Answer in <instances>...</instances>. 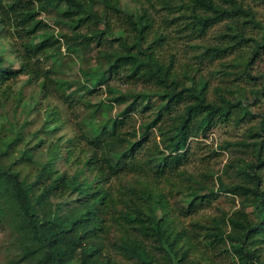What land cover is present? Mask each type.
I'll use <instances>...</instances> for the list:
<instances>
[{
	"label": "trees",
	"instance_id": "1",
	"mask_svg": "<svg viewBox=\"0 0 264 264\" xmlns=\"http://www.w3.org/2000/svg\"><path fill=\"white\" fill-rule=\"evenodd\" d=\"M134 2L135 10L128 11L119 8L116 0H0V30L18 62L16 71H10L1 66L0 55V83L25 75L26 83L39 80L41 97L56 92L68 113L72 114L77 98L88 109L77 122L73 118L75 142L84 144L81 154L87 155L70 179L51 170L57 156L54 143L32 182L17 179L8 165L0 164V213L3 209L11 215L17 234L25 236L32 247L22 251L21 263L108 264V259L104 263L95 260L106 218L121 225L115 250L132 264H264L259 257L264 244V107L252 113L243 102L255 104L264 98V67L252 73L259 52H264V11L255 9L264 0ZM159 8L170 12L173 8L177 14L154 27L151 13ZM51 10L57 12L51 16L52 24H64L71 33H54L38 16H48ZM109 15L114 16L113 24L118 23L115 30ZM95 23H103L112 36L110 41L102 40L101 29L78 30ZM171 33L182 49L171 52L166 48L164 58L159 57ZM59 38H64L67 52L84 48L92 39L97 46L106 44L96 50L94 68L80 71L86 84L83 92H95L106 75L137 82L141 91L122 93L109 86L114 93L105 99L90 103L77 97V87L70 89L69 83L40 66L47 59L58 66L52 49ZM110 42L117 43L116 49ZM187 49L195 52L187 56ZM187 57L193 62H181ZM200 64H217L213 72L223 80V86L215 87L210 95L206 93L208 78L199 75ZM112 103L122 104L121 109L110 113ZM51 114L47 109L42 129L55 128ZM134 114L141 121L135 129H124L127 121L134 123ZM218 125L244 127L240 140L218 145L227 154L219 175L212 180L204 162L216 155L213 149L198 155L199 171L187 173L182 167L196 155L195 150L206 148L202 140ZM30 150L27 146L19 156L28 158ZM84 171L91 174L89 180L77 178ZM43 174L53 178L36 187L38 192L27 207L26 197ZM122 177L135 181L122 191L124 207L115 210L111 183ZM71 190L80 197L69 201L73 205L63 220L56 209L51 214L39 212L48 195ZM170 194L180 198L176 211L167 203ZM220 194L237 198L238 207L228 216L210 219L208 225L193 224L191 230L176 227L177 215H192ZM245 208L251 209L246 212Z\"/></svg>",
	"mask_w": 264,
	"mask_h": 264
},
{
	"label": "rangeland",
	"instance_id": "2",
	"mask_svg": "<svg viewBox=\"0 0 264 264\" xmlns=\"http://www.w3.org/2000/svg\"><path fill=\"white\" fill-rule=\"evenodd\" d=\"M119 8L124 10L133 11L136 8L137 4L134 0H116ZM175 1V0H174ZM147 5L145 4L144 7ZM152 10L153 16V26L161 27L164 24V21L167 22L168 19L174 17L177 13L175 11L170 12L169 10ZM255 9L262 13L264 11V5H256ZM135 10V9H134ZM179 13V12H178ZM181 13V12H180ZM57 15L56 10H51L48 13V16H45L44 13L38 14V16L43 19L45 23H48L51 30L54 33L60 32L71 33L70 29L66 25H53L51 16ZM60 18V16H59ZM114 16L109 15V23L112 26V30H115V26L118 23L113 24ZM101 29L102 40L108 41L111 40L112 36L109 31L104 30L103 23H95V25H88V28H79L80 32H83L82 29ZM170 27H168L169 29ZM77 31V30H76ZM173 34L169 36V40L163 47L160 49V56L164 58L166 48H169V51H175L182 49L181 42L175 40ZM97 41L92 39L85 45L84 48H75V50H69L68 52L65 49L64 38H59L58 43L53 47L55 58L57 59L58 66H55V63L52 60L47 59L41 62L40 66L43 69H50L51 76L65 81L71 85L70 89L77 87V97L84 99L90 103H93L99 99H105V96H108L109 93H114L110 87H113L116 92L122 93H132L138 92L140 90L139 83L124 82L122 80H114L111 76L106 75V81L96 85L93 89L95 92L85 93L81 89L83 84L82 76L80 71H88L94 68L95 65V56L96 50L98 48L103 49L106 44H98ZM117 43L110 42V46L116 49ZM10 43L3 36L2 31L0 30V55L2 58L1 66L7 68L10 71H16L18 68V62L13 55L10 54ZM186 55L192 54L195 51L187 49ZM183 63H192V59H182ZM200 69L199 75L203 79H207L208 85L206 87L207 95L212 94V90L215 87H222L223 80L220 79V76L214 74V70L218 67L217 64H214L212 67L208 66H198ZM264 67V52H259L254 65L252 66V73L261 71ZM53 68V69H52ZM174 71H178L177 66L175 65ZM199 76V77H200ZM198 77V76H197ZM225 79V78H224ZM39 82V80L37 81ZM37 82L35 83H26V76L18 74L13 79H8L4 84L0 83V164L8 165L12 171L15 172L17 179H22L24 182H32L35 180V177L38 173L40 165L46 160L49 147L54 143L57 145V156L54 158L51 166V170L54 173L63 175L64 178L70 179L75 173L76 169L80 167L79 161L83 159L87 154H81V147L85 148L84 144L79 141L75 142L74 131L72 128L73 118L77 122L82 117L86 116L88 109L83 107V104L79 99L77 105L74 107V110L71 113L60 104L58 98L56 97V92L41 97L40 92L38 91ZM188 83L186 82V85ZM239 85H242L239 82ZM110 86V87H109ZM53 88H51V91ZM151 99H153L151 97ZM260 101V102H259ZM244 103L249 104V109L252 113H257L261 111L264 107V98L255 102V104L247 101ZM113 105V103H112ZM121 105L112 106L110 113L120 110ZM47 109L52 110L51 118L54 121L55 128L48 130L50 126H46L45 130L43 124L45 123V113ZM68 119V120H67ZM132 124L130 121H127L124 124V129L131 130L132 127L135 129L137 124L141 121L139 115H133ZM255 123V120L252 121ZM132 124V125H131ZM244 127L241 126H222L218 125L212 128L207 138L202 140L206 148H201L200 150H195L196 155L190 157V161L184 167L187 173H192L200 170V164H197L196 161L199 160V156H204L209 150L217 151L216 155H210L206 159V166L212 172V180L216 175H219L223 163L226 161L227 154L221 152L217 149L218 145H221L224 142H235L242 138ZM68 140V142H67ZM28 141V142H27ZM25 143L31 150L28 153V158L19 156L22 149L27 148ZM195 170V171H194ZM43 178L37 179V185L34 184L32 191L27 197L25 204L26 206H31L33 193H37L36 187L39 184H48L49 181L53 178V175L47 174L42 175ZM89 180L91 174L88 172H83L82 175L77 176V178H82ZM134 177V176H133ZM135 178L129 180L128 177H122L117 181L111 183L110 197L112 200L116 201L113 204L115 210L121 209L124 207L123 203L120 202L122 197L123 189H127V186H130L128 183L133 184ZM137 182L138 179H137ZM184 183V182H183ZM135 188L137 185H133ZM207 186H210V183L207 181ZM216 184L213 182V189H215ZM167 187L164 188L166 190ZM37 191V192H36ZM165 192V191H164ZM51 193L44 200L40 206V213H53L56 209L58 210L57 216L63 220L64 213L67 209L73 205L69 201H75L80 197L76 191H68L58 194ZM167 203L169 208L176 211V207L179 206L180 198L170 194L167 196ZM238 207V202L236 197H231L229 195H217L213 201H211L207 206L200 208L194 214H187L184 216H176L175 225L178 228L186 227L191 230V225H208L210 219L221 220L224 216H228L232 210ZM251 208H245L244 211L248 212ZM113 215H116V211H110ZM176 215V212L174 213ZM105 226L103 225V231L100 234L99 243L100 250L95 255V260L99 262H106L109 260L108 264H132L130 261H126L122 258L117 252L116 248L118 246V238L121 235L122 227L121 225L114 223L111 224L106 218ZM221 225V229H225ZM31 245L28 242L27 238L17 234L11 215L5 212L2 209V214L0 213V264H22V251H30ZM260 259L264 260V244L260 248L259 252ZM188 257L199 258L197 254H188ZM108 259V260H105ZM25 264V260H23ZM203 264V262H201ZM186 264H188L186 262Z\"/></svg>",
	"mask_w": 264,
	"mask_h": 264
}]
</instances>
